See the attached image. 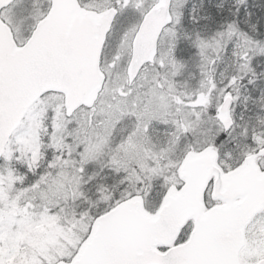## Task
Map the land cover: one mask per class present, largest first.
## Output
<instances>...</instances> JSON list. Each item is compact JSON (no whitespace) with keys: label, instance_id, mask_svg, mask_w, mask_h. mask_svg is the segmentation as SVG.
Wrapping results in <instances>:
<instances>
[{"label":"snow or ice","instance_id":"1","mask_svg":"<svg viewBox=\"0 0 264 264\" xmlns=\"http://www.w3.org/2000/svg\"><path fill=\"white\" fill-rule=\"evenodd\" d=\"M0 264H264V0H0Z\"/></svg>","mask_w":264,"mask_h":264}]
</instances>
